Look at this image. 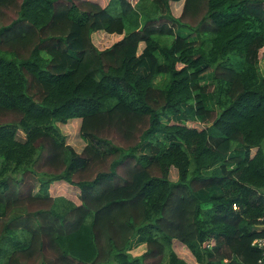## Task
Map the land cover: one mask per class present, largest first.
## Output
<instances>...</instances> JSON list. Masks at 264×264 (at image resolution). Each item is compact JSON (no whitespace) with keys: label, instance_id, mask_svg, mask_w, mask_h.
Returning a JSON list of instances; mask_svg holds the SVG:
<instances>
[{"label":"trees","instance_id":"16d2710c","mask_svg":"<svg viewBox=\"0 0 264 264\" xmlns=\"http://www.w3.org/2000/svg\"><path fill=\"white\" fill-rule=\"evenodd\" d=\"M132 1L0 0V264H258L264 0Z\"/></svg>","mask_w":264,"mask_h":264},{"label":"rangeland","instance_id":"374dc122","mask_svg":"<svg viewBox=\"0 0 264 264\" xmlns=\"http://www.w3.org/2000/svg\"><path fill=\"white\" fill-rule=\"evenodd\" d=\"M134 1V0H133ZM132 1V2H133ZM171 12L172 14L174 13L175 17H179L180 15V5H175L171 7ZM107 37L103 35L102 37L97 36L94 39V43L97 45L98 49H105L110 47L112 44L115 42L110 41V38L113 37ZM107 39L108 41H106ZM100 42V43H99ZM144 45H140L139 52H141L142 48ZM259 66L261 69V72L264 74V48L260 51L259 54ZM204 125V124H203ZM202 124L198 123H187V126L196 128L198 130H201L203 128ZM79 126H80V120L79 119H74L69 121L67 124L62 125L58 124L59 129L61 130L62 134L66 138V143L71 146L77 153H80L84 147V142L80 139L79 137ZM146 152V151H145ZM255 150L252 151L254 153ZM169 178L172 181H176L177 179V173L175 169H171L169 173ZM49 195L53 198L56 197H62L65 198L66 200H69L75 204H78L79 199V192L78 190L72 188L71 186L62 183V182H57L52 184L49 187ZM135 247L130 251V254H132L134 257L135 256H140L144 251H145V245H142L141 247ZM173 250L177 254V256L181 259H183L187 264H196L193 257L189 253V251L182 246L180 243L173 241Z\"/></svg>","mask_w":264,"mask_h":264},{"label":"built area","instance_id":"2783aa9c","mask_svg":"<svg viewBox=\"0 0 264 264\" xmlns=\"http://www.w3.org/2000/svg\"><path fill=\"white\" fill-rule=\"evenodd\" d=\"M233 209L236 210L237 208L234 206ZM259 222L260 225L257 228L262 229L264 226V218L260 219ZM251 246L256 248L261 253V258L259 259L258 264H264V238H257L253 240Z\"/></svg>","mask_w":264,"mask_h":264},{"label":"crops","instance_id":"0c3cea01","mask_svg":"<svg viewBox=\"0 0 264 264\" xmlns=\"http://www.w3.org/2000/svg\"><path fill=\"white\" fill-rule=\"evenodd\" d=\"M175 5H180V13H181V10H182V5H183V1H180V2H170V7H172V6H175ZM173 16H174V13H173ZM103 35H105L106 37L108 36V35H106V34H104V33H102V32H97V33H93L92 34V41H93V43H94V39L97 37V36H99V37H102ZM109 37H113V38H110L109 40L110 41H112V42H117V41H119L121 38H122V36H117V35H111V36H109ZM106 41H108L107 39H105ZM100 43V42H99ZM94 45H96L95 43H94ZM140 45H143V44H140ZM144 47V46H143ZM139 48H140V46H139ZM143 49V48H142ZM142 245H140L139 247H141ZM138 247V248H139ZM144 253V252H143ZM142 253V254H143ZM141 254V255H142ZM132 255V254H131ZM133 256V255H132ZM134 257V256H133ZM135 257H137V256H135Z\"/></svg>","mask_w":264,"mask_h":264}]
</instances>
